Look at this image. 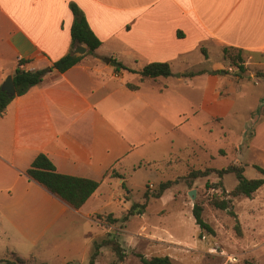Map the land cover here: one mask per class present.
Here are the masks:
<instances>
[{"label": "crops", "instance_id": "obj_1", "mask_svg": "<svg viewBox=\"0 0 264 264\" xmlns=\"http://www.w3.org/2000/svg\"><path fill=\"white\" fill-rule=\"evenodd\" d=\"M71 2L102 44L65 72L48 71L0 116L1 257L25 256L75 219L99 224L101 208L120 205V195L103 188L113 179L106 172L124 174L126 160L154 140L155 115L170 131L199 114L202 126H232L234 115L251 110L243 119L242 140L264 168V77L258 74L264 73V0H0L1 89L20 58L25 70L49 68L72 50ZM225 48L242 52L243 70L224 56ZM112 59L136 71H117ZM150 62H168L172 75L142 79L138 71ZM202 63L207 66L195 68ZM245 75L261 91L243 110L236 106V84ZM159 81L163 85L155 86ZM175 81L191 85L194 98H186ZM40 153L58 172L101 185L80 209L72 208L26 175ZM247 198L250 204L238 217L242 253L249 256L252 245L264 240V185ZM262 258L251 259L264 264Z\"/></svg>", "mask_w": 264, "mask_h": 264}, {"label": "rangeland", "instance_id": "obj_2", "mask_svg": "<svg viewBox=\"0 0 264 264\" xmlns=\"http://www.w3.org/2000/svg\"><path fill=\"white\" fill-rule=\"evenodd\" d=\"M231 53L235 54L236 51L231 50ZM214 59L216 56H212L211 60ZM206 66L205 63L196 64L195 68L203 69ZM8 76H5L4 82ZM177 83L181 84L180 90L186 98H194L191 85L186 81ZM154 85L158 87L163 83L159 81ZM236 88V106L243 110L254 104V96L261 91L260 85L247 75L242 76ZM255 109L253 117L258 113ZM250 111L234 115L232 126L218 122L212 126H202V121H196L201 116L199 114L196 119L186 121L170 131L164 130L158 122L159 116L155 115L152 125L154 140L126 160L124 174L115 171L124 177L123 184L120 178L113 177L103 187L105 190L111 187L110 194L120 195L121 204L101 208V214H97L99 224L79 218L70 225L59 227L57 237L36 244L34 250L20 256L26 260L24 264H90L94 242L108 237L120 243L125 258L121 261L111 246L105 245L95 264H143L138 254L144 257L169 255L173 257V264H227L228 255H235L238 261L233 264H242L244 260L263 255L264 240L252 245L256 249L249 256L242 253L244 246L238 214L242 216L246 212L244 208L250 204L247 197L233 198L228 210L209 204L211 195L214 192L221 194V190L214 191L206 187V183L221 182L227 192L231 191L238 183L235 173L219 177L212 172L206 177L185 178L193 169L223 168L236 162L242 164L246 177H261L254 166L260 165L257 151L248 146V141L242 140L245 133L243 119L247 115L250 117ZM140 159L145 162L141 163ZM177 178L179 181L166 189L160 198L153 197L161 182ZM191 190L195 191V199L189 195ZM146 192L150 199L145 215L141 217L134 214L128 220H123L126 206L142 203ZM195 202L203 205V218L213 232L202 230L196 224L192 213ZM109 214L117 220L113 221L108 217ZM153 233L158 235L156 238L159 241L171 245H160L154 235H149ZM2 253L0 250V258L12 264H21L16 261V255L1 257Z\"/></svg>", "mask_w": 264, "mask_h": 264}, {"label": "trees", "instance_id": "obj_3", "mask_svg": "<svg viewBox=\"0 0 264 264\" xmlns=\"http://www.w3.org/2000/svg\"><path fill=\"white\" fill-rule=\"evenodd\" d=\"M70 8L72 10L74 19L71 27V36H72V50L55 61L51 67L42 68V69H33L25 70L21 66L26 62L25 59L20 58L18 60V65L14 71L13 79L15 83V94L10 95L6 91L0 88V116L4 114L6 107L10 101L15 96H20L25 94L31 87L40 84L43 81L44 75L55 69L58 72H65L70 69L77 63L81 61L84 55H75L72 53L76 43H82L87 45L88 54H94L96 49L102 44L101 40L96 36V34L91 29L84 12L75 4L74 2L70 3ZM232 48L224 49V56L230 60L234 65H237L240 70H243L244 67L241 65L243 62L242 52L236 51L235 54L231 53ZM205 51V50H204ZM206 54V52H205ZM116 70L120 71L122 69L135 72L136 70L126 66L122 62H119L115 59H112ZM141 78H153L158 77H168L172 75V70L168 62H150L146 64L141 70L138 71ZM260 76L264 77V73H258ZM192 75V74H191ZM127 86L130 89H137V84L127 83ZM258 172L261 174V177L257 178H248L244 175V167L240 163H232L223 168H214L209 167L206 169H193L191 170L185 178H199L206 177L210 173L215 172L219 177H222L226 173H235L238 178L237 185L231 190L226 191L221 182L217 183H206V187L213 188L214 192L211 197L208 199L209 204L213 205L218 209L228 210L231 207L233 198L237 197H251L253 193L264 185V168L259 165H254ZM116 170L112 169L106 172V176L119 177L123 178L122 175L115 172ZM26 175L29 179L34 180L44 186L50 193L62 199L68 203L74 209H80L88 199L94 194V192L101 185L100 180H95L91 178L78 177L68 174H63L57 171L53 161L45 154H38L33 160L31 166L27 169ZM179 178L175 180H166L160 183L156 192H154V198H160L166 189L170 188L173 184L177 183ZM123 184V183H122ZM150 199L148 192L144 194V201L142 203H135L131 205L127 214L123 217V220H127L129 216L134 214H142L145 212V208ZM203 205L199 202H195L192 208V213L195 218V222L202 230L208 232H213L212 227L208 222L203 218ZM112 214H109V218ZM113 219V218H112ZM117 219H113L116 221ZM105 245L111 246L112 250L118 255L121 261L125 258V253L122 250L120 243L113 237L103 239L102 241L94 242V250L91 255L90 264H94L100 255L101 248ZM16 255V254H13ZM143 264H173V261L170 256H152L144 257L142 254H138ZM16 261L18 263L24 264L26 260L20 256L16 255ZM9 263V260L0 258V264ZM242 264H257L253 260H244Z\"/></svg>", "mask_w": 264, "mask_h": 264}, {"label": "water", "instance_id": "obj_4", "mask_svg": "<svg viewBox=\"0 0 264 264\" xmlns=\"http://www.w3.org/2000/svg\"><path fill=\"white\" fill-rule=\"evenodd\" d=\"M87 51H88L87 45L78 42V43H76L72 53L75 54V55H84ZM2 89L4 91H6L10 95H14L15 94V92H16L15 83H14V79H13L12 75L8 76V78L6 79L4 84L2 85ZM189 195L193 199H195V191L194 190H191L189 192Z\"/></svg>", "mask_w": 264, "mask_h": 264}, {"label": "built area", "instance_id": "obj_5", "mask_svg": "<svg viewBox=\"0 0 264 264\" xmlns=\"http://www.w3.org/2000/svg\"><path fill=\"white\" fill-rule=\"evenodd\" d=\"M238 261L237 257L235 255H228L227 257V264H233Z\"/></svg>", "mask_w": 264, "mask_h": 264}]
</instances>
